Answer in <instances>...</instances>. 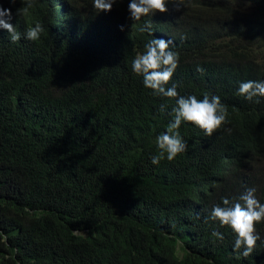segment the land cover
<instances>
[{
	"label": "trees",
	"instance_id": "trees-1",
	"mask_svg": "<svg viewBox=\"0 0 264 264\" xmlns=\"http://www.w3.org/2000/svg\"><path fill=\"white\" fill-rule=\"evenodd\" d=\"M129 2L0 0L20 34L0 27V264H264V221L243 257L209 219L249 188L264 203V97L238 93L264 82V0L169 2L139 21ZM36 23L40 38L26 39ZM156 38L179 54L166 87L217 95L228 113L210 137L182 122L187 150L159 164L176 98L131 68Z\"/></svg>",
	"mask_w": 264,
	"mask_h": 264
},
{
	"label": "clouds",
	"instance_id": "clouds-1",
	"mask_svg": "<svg viewBox=\"0 0 264 264\" xmlns=\"http://www.w3.org/2000/svg\"><path fill=\"white\" fill-rule=\"evenodd\" d=\"M115 2L116 0H93V7L98 12L111 11ZM169 2L174 5L176 11L184 5V0H179L178 3L177 0H130L128 10L131 18L139 21L150 13L168 12ZM4 16L10 20L11 10L0 9V27L8 31L12 41L19 40L20 34L13 24L2 18ZM43 31V26L36 23L34 27L28 28L25 38L35 41L40 38ZM141 31L151 33V24H146ZM170 43L171 41L162 38L150 40L145 44L143 53H138L131 64L132 71L142 76L144 86L151 89L154 95L176 98V106L172 109L173 120L167 131L156 138L160 151L152 157L153 164H159L165 156L168 161H172L178 154L187 150V142L178 131L182 122L194 123L209 137L228 123L227 107L219 96L204 95L203 99H198L195 95L184 97L178 94L175 85L166 87L179 65V54L170 49ZM238 93L250 102L260 103L259 97H264V82L252 80L242 82ZM165 109L166 105L160 106L161 112ZM255 192V188L247 189L236 202L223 198V206H214L209 216V219L219 221L221 226H229L233 230L236 234L234 250L242 249L240 254L243 257L252 254L257 241L261 238L256 230V224L264 221V203L256 198ZM212 235L219 240L223 239L219 231H213Z\"/></svg>",
	"mask_w": 264,
	"mask_h": 264
},
{
	"label": "rangeland",
	"instance_id": "rangeland-1",
	"mask_svg": "<svg viewBox=\"0 0 264 264\" xmlns=\"http://www.w3.org/2000/svg\"><path fill=\"white\" fill-rule=\"evenodd\" d=\"M258 168H260V169H261V168H264V163H263V164H262V163L259 164V165H258Z\"/></svg>",
	"mask_w": 264,
	"mask_h": 264
}]
</instances>
